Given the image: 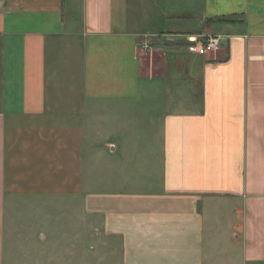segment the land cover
<instances>
[{
	"label": "crops",
	"instance_id": "1",
	"mask_svg": "<svg viewBox=\"0 0 264 264\" xmlns=\"http://www.w3.org/2000/svg\"><path fill=\"white\" fill-rule=\"evenodd\" d=\"M82 214L117 264H264V0H0V264H82Z\"/></svg>",
	"mask_w": 264,
	"mask_h": 264
},
{
	"label": "rangeland",
	"instance_id": "2",
	"mask_svg": "<svg viewBox=\"0 0 264 264\" xmlns=\"http://www.w3.org/2000/svg\"><path fill=\"white\" fill-rule=\"evenodd\" d=\"M51 212L52 211L50 210V213ZM51 223L52 221H49L48 227L52 229L50 226ZM21 232L22 236L20 237V242L18 241L17 246H5V259L7 260V264H50L46 261L50 260V257L47 255L51 254V251L47 250L40 252V250H44L43 246H48L46 241L41 240L42 234L45 236L46 231L40 229L38 235L33 236L32 242L36 246H26L30 236L24 235L23 230H21ZM92 233L93 227L91 222L82 214V264H117V253H111V246H103L107 250L106 252H101V246H94L95 238L92 237ZM49 237L50 236H48L46 240H50ZM31 248H38L39 250L31 251ZM60 253L62 252H54L56 257L60 255ZM36 256L39 259L38 263L33 262L36 259ZM100 258H103L104 260ZM100 260H102V262H100Z\"/></svg>",
	"mask_w": 264,
	"mask_h": 264
},
{
	"label": "built area",
	"instance_id": "3",
	"mask_svg": "<svg viewBox=\"0 0 264 264\" xmlns=\"http://www.w3.org/2000/svg\"><path fill=\"white\" fill-rule=\"evenodd\" d=\"M191 44L187 46L189 52H195L198 54H205L207 52L217 49L219 45L220 36L219 35H208L203 37L202 40L198 37L190 38Z\"/></svg>",
	"mask_w": 264,
	"mask_h": 264
},
{
	"label": "trees",
	"instance_id": "4",
	"mask_svg": "<svg viewBox=\"0 0 264 264\" xmlns=\"http://www.w3.org/2000/svg\"><path fill=\"white\" fill-rule=\"evenodd\" d=\"M235 16V14H230V15H222V16H216L214 18H210L208 19V21H214V20H217V21H229V20H233V17Z\"/></svg>",
	"mask_w": 264,
	"mask_h": 264
}]
</instances>
